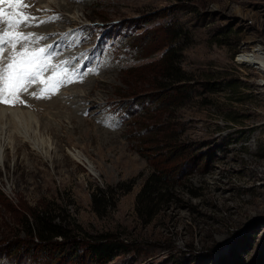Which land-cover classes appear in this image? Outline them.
I'll return each mask as SVG.
<instances>
[{"label": "rangeland", "instance_id": "rangeland-1", "mask_svg": "<svg viewBox=\"0 0 264 264\" xmlns=\"http://www.w3.org/2000/svg\"><path fill=\"white\" fill-rule=\"evenodd\" d=\"M25 1L51 21L47 40L68 32L62 50L86 51L67 61L87 75L8 107L40 127L0 120V263L91 264L67 247L46 262L16 249V214L55 203L86 239L128 244L105 264H264V0ZM127 34L155 40L134 54ZM169 48L178 82L160 70ZM157 171L166 191L146 220L136 196Z\"/></svg>", "mask_w": 264, "mask_h": 264}, {"label": "trees", "instance_id": "trees-1", "mask_svg": "<svg viewBox=\"0 0 264 264\" xmlns=\"http://www.w3.org/2000/svg\"><path fill=\"white\" fill-rule=\"evenodd\" d=\"M128 39H127V38ZM143 35L137 34L131 36L127 34L124 40L125 45L132 48V53L143 52L145 45L154 41L155 38L142 40ZM173 49L169 48L161 57L160 70L165 72L163 77L169 81L178 82L181 77H172V63H178L179 58L173 56ZM234 57V54H233ZM128 114L124 107H118L117 113ZM227 122L234 123L236 119L232 116L226 117ZM168 179L165 173L161 171L153 172L142 184L136 196V211L143 219H151L158 211L157 205H151V195L153 199L158 198L161 201ZM108 195L103 189H96L92 194L93 204L101 201L100 196ZM71 219L72 221H70ZM15 227H18L16 233L11 232V239L15 243L16 249L20 247L21 251H27L38 261L46 262L52 256L57 255L61 249L68 248V252L74 255L84 253L91 264H105L112 260L120 252H125L129 248L128 244L115 234L104 233L86 239L83 236L82 227L67 214L65 208L55 203L42 204L37 208L24 211L15 216ZM60 238L57 241L56 238ZM55 254V255H53ZM22 259L14 260L11 264H22ZM1 264V263H0ZM7 264H10L7 262Z\"/></svg>", "mask_w": 264, "mask_h": 264}, {"label": "snow or ice", "instance_id": "snow-or-ice-1", "mask_svg": "<svg viewBox=\"0 0 264 264\" xmlns=\"http://www.w3.org/2000/svg\"><path fill=\"white\" fill-rule=\"evenodd\" d=\"M25 0H0V104H24L23 94L47 98L61 86L82 80L83 75L69 61L53 63L56 55L52 45L39 46L45 36H37L25 29L49 21L30 15ZM88 71L95 72V69ZM34 85L40 90L29 91Z\"/></svg>", "mask_w": 264, "mask_h": 264}, {"label": "bare ground", "instance_id": "bare-ground-1", "mask_svg": "<svg viewBox=\"0 0 264 264\" xmlns=\"http://www.w3.org/2000/svg\"><path fill=\"white\" fill-rule=\"evenodd\" d=\"M25 3H26V1H25ZM31 6L30 7H33V5L35 4V1H32L31 3H29ZM30 7H28V8H30ZM59 10L60 11H58V10H55L54 8H50V9H48V11H50V12H52V14L54 15V17L57 19V20H60V21H64V18H63V14H62V8L61 7H59ZM25 11H27L30 15H34V14H36V15H38V13H40V10H35L34 9V7L33 8H31L30 10H26L25 9ZM37 18V17H36ZM39 20H44V19H42V18H37V21H39ZM44 21H49V22H47V23H43V24H39V26H33V27H29V28H27V29H25V31H27V32H32V33H34V34H36L37 36H45V34H46V31L48 30V27H51V26H48V24H50L51 23V21L49 20V19H46V20H44ZM45 33V34H44ZM67 35H68V32H66V33H62V32H58V33H56V34H54L53 36H50L51 38L50 39H46L45 40V42H47L46 44H43V46L44 45H51L50 43H51V40H53L55 37H58V39L57 40H55L54 42H55V44H53L52 45V51H57L58 49H64L63 47H64V44H66L65 43V39H66V37H67ZM73 35V34H72ZM44 42V43H45ZM71 45V47L73 48L75 45H77V44H75V41H73L72 40V42L70 43ZM75 44V45H74ZM39 46H41V44L39 45ZM67 47V46H66ZM87 50H88V48H87ZM89 50H91V49H89ZM86 51H80V50H76V51H74V50H70L69 52H64L63 50H62V52L60 53V55L61 54H63L61 57H60V55H59V57L58 58H61L62 60L61 61H65V60H68V58L69 57H74V56H80V55H82V54H84ZM56 56V55H55ZM54 56V57H55ZM53 57V63H58V61L55 59ZM244 61V63H247V64H249V65H253L254 63L253 62H251V61H248V60H246V59H244L243 60ZM60 62V61H59ZM97 71V70H96ZM79 81V80H78ZM81 81V80H80ZM76 83H78V82H76ZM42 86V85H41ZM40 85H34L33 86V88L32 89H30L29 91L31 92V91H39L40 90ZM36 99L37 98H34L33 96H31V95H29V94H26L24 97H23V100H25L26 102H32V101H36ZM60 102V100H56V99H53V100H50L49 102H47V106L49 105V106H54V104L55 105H57L58 103ZM36 103V102H35ZM39 104H41V103H39ZM41 105H44L43 103L41 104ZM44 106H46V105H44ZM8 107H11V106H8V105H4V104H0V120H1V122H2V124H1V126H2V129H1V131H3V126H5L4 125V123H7V122H4L3 123V119H4V117H6V119H5V121H12V122H14L15 124L16 123H20V124H23V126L24 127H26V129L27 128H29V127H31V125H34L35 126V129L36 128H38V127H40V124H38L37 123V121L32 117V116H30V115H28L27 114V116H25V115H21V113H19V111H16V110H14V109H11V108H8ZM25 116V117H24ZM11 122V123H12ZM15 124H13V125H15ZM19 126V125H18ZM22 126V127H23ZM16 128H17V126H15ZM18 129V128H17ZM25 129V128H24ZM5 131V130H4ZM25 131V130H24ZM9 133H11L10 131H8ZM17 132H18V130H17ZM16 132V133H17ZM27 132H28V129H27ZM6 133L7 132H5V135H6ZM20 134H22L23 136H24V138L26 139L28 136H27V134H26V132H23V131H20L19 132ZM34 133V132H33ZM36 133V132H35ZM3 134V133H2ZM2 134H0V135H2ZM19 134V135H20ZM1 137V136H0ZM4 139V138H3ZM4 140H6V139H4ZM2 142V139L0 138V153H1V149H2V147L4 146V143H5V141L3 142V143H1ZM33 145H34V148H37V149H39L40 147H38L37 146V144L33 141ZM4 148V147H3ZM41 148H43V147H41ZM40 148V149H41ZM44 153V152H43ZM73 155V157L76 159V160H80V158H79V156L78 155H75V154H72ZM1 158V157H0ZM89 171L92 173V174H94V172H93V170L89 167Z\"/></svg>", "mask_w": 264, "mask_h": 264}]
</instances>
